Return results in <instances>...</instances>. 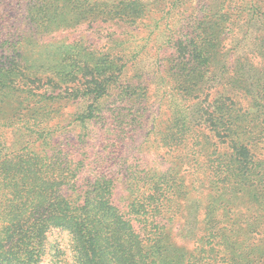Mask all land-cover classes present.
Listing matches in <instances>:
<instances>
[{
	"label": "trees",
	"instance_id": "16d2710c",
	"mask_svg": "<svg viewBox=\"0 0 264 264\" xmlns=\"http://www.w3.org/2000/svg\"><path fill=\"white\" fill-rule=\"evenodd\" d=\"M16 1L0 264H264V0Z\"/></svg>",
	"mask_w": 264,
	"mask_h": 264
},
{
	"label": "rangeland",
	"instance_id": "374dc122",
	"mask_svg": "<svg viewBox=\"0 0 264 264\" xmlns=\"http://www.w3.org/2000/svg\"><path fill=\"white\" fill-rule=\"evenodd\" d=\"M20 0H17L16 2H12V5L9 7V9L11 10L12 12V16L14 19H16L17 21H22L20 19H23L24 17V14L25 12L23 11L22 7L18 4ZM25 1V0H24ZM93 1V0H92ZM96 1H104V2H108V3H111V4H118V3H121V2H129V1H137V0H96ZM141 1H144L146 3H149V5H151V7L156 10L155 11V15L153 16V18L157 21H160V19L162 18L163 14H161V10L159 9V5L157 4V2H159L160 0H141ZM205 1H208V0H205ZM154 4L156 6H154ZM264 5V4H263ZM198 6V0H192V4H190L189 6V10L190 12L187 14L186 17H189V15H191L194 11V8H196ZM264 7V6H263ZM179 19H181L179 17V15L177 13H174V15H172V18H171V21L172 23H178ZM153 19H151L150 21H145V24H150V23H154V20L152 21ZM152 21V22H151ZM255 23V22H254ZM253 23V24H254ZM253 24L251 25V27L253 26ZM159 28H152V27H146L144 24L141 26L140 30H135V33H138V36L139 38H143V37H147V35H149V33H151L153 30H156V32H154V35L152 37V40H151V43H150V46L149 47H152V46H155L157 45L156 42L157 41H161L162 39V35L163 33H165V23L164 22H160L159 23ZM239 25H243L246 27V20H241V22H239ZM86 26V25H85ZM83 29H86V27H83ZM83 29H81L80 31H78L77 36L79 37V32H81ZM85 31L82 32V35L83 37H86V34L84 33ZM137 43L139 44H143L144 42L139 40ZM96 45H101V46H104L105 43L103 42H100V43H96ZM95 47V46H94ZM51 240L52 241H55V240H59L62 245L65 247H67V244H69V241H68V235L67 233H60V232H55L54 234L51 235ZM68 256L71 258V253L68 252ZM72 260V258H71ZM46 264V263H44Z\"/></svg>",
	"mask_w": 264,
	"mask_h": 264
}]
</instances>
